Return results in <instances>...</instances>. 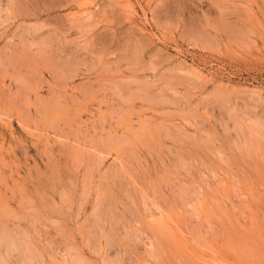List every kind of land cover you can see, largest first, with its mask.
<instances>
[{"label": "rangeland", "instance_id": "rangeland-1", "mask_svg": "<svg viewBox=\"0 0 264 264\" xmlns=\"http://www.w3.org/2000/svg\"><path fill=\"white\" fill-rule=\"evenodd\" d=\"M0 235V264H264V0H0Z\"/></svg>", "mask_w": 264, "mask_h": 264}, {"label": "bare ground", "instance_id": "bare-ground-1", "mask_svg": "<svg viewBox=\"0 0 264 264\" xmlns=\"http://www.w3.org/2000/svg\"><path fill=\"white\" fill-rule=\"evenodd\" d=\"M47 41V40H46ZM78 73V72H77ZM243 129V128H242ZM241 129V130H242ZM249 129V128H248ZM103 140V139H102ZM193 141V140H192ZM111 142V141H110ZM113 143V142H112ZM262 157V156H261ZM95 165V164H94ZM128 184V183H127ZM139 188V187H138ZM137 188V189H138ZM111 194V193H110ZM112 219H113V216L111 217ZM116 222V221H115ZM114 223V222H113ZM118 223V222H117ZM112 224V223H111ZM7 228V227H6ZM9 231V230H8ZM6 232V231H5ZM110 232V231H109ZM1 236V235H0ZM4 237V236H3ZM112 237V236H111ZM13 238V237H12ZM9 240V239H8ZM14 240V239H13ZM2 241V240H1ZM111 242V241H110ZM12 244V243H11ZM22 245V244H21ZM9 246V245H8ZM12 247H14V246H12ZM11 248V247H10ZM33 248V247H32ZM14 249V248H13ZM1 261V260H0ZM83 263V262H82Z\"/></svg>", "mask_w": 264, "mask_h": 264}]
</instances>
